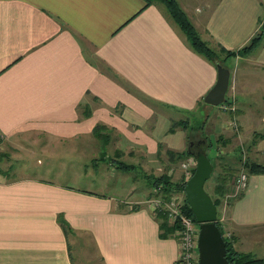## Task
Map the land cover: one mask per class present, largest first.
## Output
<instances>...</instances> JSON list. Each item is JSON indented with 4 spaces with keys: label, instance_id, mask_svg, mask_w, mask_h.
Segmentation results:
<instances>
[{
    "label": "crops",
    "instance_id": "1",
    "mask_svg": "<svg viewBox=\"0 0 264 264\" xmlns=\"http://www.w3.org/2000/svg\"><path fill=\"white\" fill-rule=\"evenodd\" d=\"M176 2L214 50L240 49L264 19V0ZM218 62L229 70L227 112L203 101L215 62L159 2L0 0V264H78L83 253L100 264H174L177 238L152 200H165L170 186L185 198L180 165L190 152L218 161L212 189L222 196L237 158L264 166V35L250 53ZM231 119L238 134L226 129ZM97 136L108 141L98 158L116 181L106 190L6 173L23 144L84 153L80 167L96 166L100 150L86 147ZM227 203L224 235L239 254L264 259L251 244L264 238V172L248 170L245 190Z\"/></svg>",
    "mask_w": 264,
    "mask_h": 264
},
{
    "label": "rangeland",
    "instance_id": "2",
    "mask_svg": "<svg viewBox=\"0 0 264 264\" xmlns=\"http://www.w3.org/2000/svg\"><path fill=\"white\" fill-rule=\"evenodd\" d=\"M194 1H198V0H194ZM160 4H162V2H159ZM165 7V6H164ZM166 9V7H165ZM210 45V44H209ZM211 46V45H210ZM216 48V47H215ZM216 52V58H222L224 57V54H222L221 52L218 51V48H216L215 50ZM217 61V60H216ZM233 61V60H232ZM229 89V88H228ZM228 93H231L230 89L228 90ZM231 97V96H230ZM227 98V96H226ZM220 105V104H219ZM210 105V108H213L216 110L217 107H220V110L223 112H227V110H230V108H222V105ZM199 111V109H198ZM229 113V112H228ZM195 115L191 116H187V119L189 120V125L191 124V121H193ZM198 122H196L195 126L193 123V127H197ZM259 128V127H258ZM226 129L230 132V133H234V134H238V125L234 120H230L228 121V127H226ZM78 141H82L81 139H78ZM84 143L86 142V140H83ZM74 142L73 139L71 140H61L58 143H63L64 145H66V147H71V143ZM108 141L106 139H104L102 136H97L92 140H89V144L87 145L86 148H94L100 150L99 153H94V158L97 160V164L96 166H93L92 161L88 162L87 167L82 166L80 167L79 164V160L77 159L80 155H84L85 154H79V155H61V154H55V152L52 150L50 151H46L49 152V154L44 153V151L40 150V148L38 145L36 144H31L30 146V150H32V152H34L35 154L31 153L30 155L27 153L30 150H27V147L23 144L21 146V149L23 152H16L13 153L10 157V162L8 165V169L6 171V173L8 174V176L10 178L12 177H18L21 175H29V176H34V175H38L40 174L42 176V178L49 180L50 182L56 183V184H62V185H66L69 187H73L74 189H86V190H92V191H101V190H106L107 186H112L113 183L112 182L113 179L111 178V176H109V174H105L103 171V167H105V161L102 162V160H100V158H98L101 155H104V149L107 147ZM23 147V148H22ZM55 148V146H53ZM27 151V152H26ZM236 155L240 156V152L236 153ZM68 157V159H67ZM246 157L247 154L244 153V156H242L241 159H236L237 162L239 163L240 167H238L237 169H225V173H223L224 175H233L240 172L241 170L244 172H248V166L246 165ZM36 160H39V162L43 165L42 167L45 169L42 172H39L36 170L37 163ZM185 161V160H184ZM183 162V161H182ZM221 162H224V160H221ZM218 161H211L212 164V174L210 175V177L205 181L204 183V190L205 192L210 196L211 200L213 199H217V217L218 220H221V225L223 226V224L225 223V217H226V207L228 205V203H224V198L226 195L230 194L232 192V183L230 179H226L227 181L223 182L224 183V190H225V194H223L224 196L220 195V193H213V179L215 178V175H217L218 173V166L219 163L217 165ZM196 164V163H195ZM229 164V163H227ZM262 164H264L262 162ZM179 165V164H178ZM242 165V167H241ZM181 167V166H180ZM230 168V167H227ZM182 169V168H181ZM138 172V171H137ZM136 171L133 172L132 175H128L129 178H132L133 175H135V173H137ZM142 176V174H140ZM180 185V184H179ZM220 195L219 197H215V195ZM172 195H178L181 196L179 194H172ZM231 198H226V202H228ZM220 218V219H219ZM171 222V221H170ZM223 222V224H222ZM172 223V222H171ZM252 244V250L254 249L255 253H259L260 249H264V238L259 239V240H253ZM71 245V244H70ZM73 251V250H72ZM76 254V253H75ZM90 254L93 255L92 252H90ZM251 259L253 258L252 256H250ZM90 258V257H89ZM86 255V253H83L82 255H80L79 257V263L78 264H100V262L98 260H96L95 258L90 259L89 261L87 259H89ZM254 259V258H253ZM78 262V259H77Z\"/></svg>",
    "mask_w": 264,
    "mask_h": 264
},
{
    "label": "water",
    "instance_id": "3",
    "mask_svg": "<svg viewBox=\"0 0 264 264\" xmlns=\"http://www.w3.org/2000/svg\"><path fill=\"white\" fill-rule=\"evenodd\" d=\"M216 70V82L203 99L208 105L223 103L229 84V70L219 64ZM190 154L196 164L191 176L185 182L183 192L198 225L197 264H229L225 257V242L216 225V205L203 187L211 173L210 160L203 152H190Z\"/></svg>",
    "mask_w": 264,
    "mask_h": 264
},
{
    "label": "trees",
    "instance_id": "4",
    "mask_svg": "<svg viewBox=\"0 0 264 264\" xmlns=\"http://www.w3.org/2000/svg\"><path fill=\"white\" fill-rule=\"evenodd\" d=\"M143 1L146 3V5L152 4L154 2H162V4L166 7V10H167L169 17L178 26V28L183 32V34L186 36V38L189 41L190 46L194 49V51H196L200 55L204 56L208 60H210L212 62L214 61L216 66H217V64L219 62L215 56L216 55L215 50L211 48V46L208 44V42H206L200 38L198 32L195 30V28H194L193 24L191 23L189 17L185 13V11L179 6V4L176 2V0H143ZM263 35H264V19H263L259 29L254 34V36L252 38H250V40L243 47H241L240 49H238L236 51H227V50H225L219 46L218 51L221 52L222 54H224L225 58L233 57L236 55H246V54L250 53L254 48H256L261 43V41L263 39ZM168 154H169V158H172L173 153L169 152ZM188 156H190V155H188ZM248 170L254 171V172H264V166H260L258 164H251L248 166ZM163 181H164L163 186H167L169 184V182L165 181L164 178H163ZM184 185H185V183H183L179 189L183 190ZM223 185H224V183L222 182V184L220 186L223 187ZM171 189H172V187L170 186V187L164 188V190H162V192L164 193V196H165V200H168L170 198V196L172 195L171 194L172 192L170 191ZM212 202L215 205H217V199H213ZM183 211L186 215L190 216L195 221L194 216H193L185 198H183ZM162 220L164 223H167L169 221L166 214L164 215ZM216 225L218 226V228L222 234V237L224 239L225 251H226L225 257H226L229 264H264V259H253V258L251 259V257L249 255L239 254L238 252H236L232 246L231 241L228 240L227 238H225L221 224L216 222ZM175 227H176L175 224L171 223L172 233H174Z\"/></svg>",
    "mask_w": 264,
    "mask_h": 264
},
{
    "label": "built area",
    "instance_id": "5",
    "mask_svg": "<svg viewBox=\"0 0 264 264\" xmlns=\"http://www.w3.org/2000/svg\"><path fill=\"white\" fill-rule=\"evenodd\" d=\"M221 105L223 109L229 107L230 110H233V103L226 102L225 98L224 102L221 103L220 106ZM180 166L183 170V173L187 177H190L195 167L194 157H187ZM246 185L247 173L241 170L235 175L234 181L232 183V192L225 196L224 203H227L226 198L235 197L243 192L246 188ZM152 205L158 211L164 212L167 215L168 220L174 223L176 226L174 230V236L177 238L178 251L174 264H197L198 225L196 221L184 213L182 196L171 195L168 200L153 199ZM218 221L221 223V220ZM228 236L229 235L227 234V237ZM227 237L225 236V238Z\"/></svg>",
    "mask_w": 264,
    "mask_h": 264
}]
</instances>
